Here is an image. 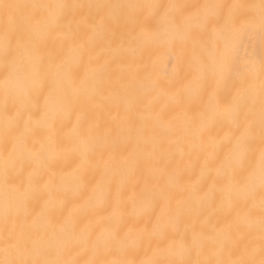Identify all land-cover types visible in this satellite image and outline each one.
Segmentation results:
<instances>
[{
  "label": "snow or ice",
  "instance_id": "snow-or-ice-1",
  "mask_svg": "<svg viewBox=\"0 0 264 264\" xmlns=\"http://www.w3.org/2000/svg\"><path fill=\"white\" fill-rule=\"evenodd\" d=\"M112 9L122 10L121 15L105 11ZM85 10H95L91 19L77 21V15ZM113 24L128 28L131 40L146 45L162 39L183 44L193 28L203 31L209 25L216 36L206 42L194 41L186 65L191 73L185 84L188 95L207 96L200 111L188 116L204 125L188 155L205 153L201 176L212 179L209 198L215 200L219 194L218 209L228 219L221 223L210 217L199 225L193 222L183 234L170 233L165 218L171 215L178 221L185 210L184 201L176 200L173 206L172 194L161 193L167 205L154 225L161 243L154 258L141 264H264V0L116 5L0 0V57L5 67L0 111L7 153L2 162L0 264H135L132 260L102 259L114 252L119 233L112 231L107 238L93 239L92 231L81 229L74 215L58 219L52 193L44 199V192L36 187L42 172L50 174L51 183L55 178L51 163L71 154L78 160L74 169L77 183L84 188L89 169L95 168L99 159L104 161L105 173L91 187L88 201L95 200L94 207L109 201L111 185L120 175L113 151L92 142V127L79 126L71 133L77 142L72 152L55 151V131L76 110L81 97L90 102L104 84L103 80L90 83L87 71L82 73L80 67H87L86 57L89 63L92 60L97 32L102 38L115 37ZM49 39L60 41L62 54L46 63L40 47ZM23 51L30 54L26 61L19 59ZM179 74L178 67L173 78ZM45 87L44 103L38 106L36 98ZM225 125L228 130L223 137L204 138V133ZM111 131L106 129L104 135ZM176 168L179 174V162ZM16 177H21L19 183ZM37 202H41L40 210L29 222ZM193 252L196 259H191ZM89 253L87 259H79Z\"/></svg>",
  "mask_w": 264,
  "mask_h": 264
},
{
  "label": "bare ground",
  "instance_id": "bare-ground-1",
  "mask_svg": "<svg viewBox=\"0 0 264 264\" xmlns=\"http://www.w3.org/2000/svg\"><path fill=\"white\" fill-rule=\"evenodd\" d=\"M14 2V0H4ZM42 2H77L84 4H130V3H167L168 0H42ZM178 3L201 4L211 0H176ZM230 2V0H224ZM95 10H92L94 13ZM113 16H120V9L105 10ZM92 13L87 10L76 17L77 21L91 19ZM151 23V22H149ZM73 27H76L74 22ZM80 29L83 32L84 25ZM114 38H102L97 32L92 46V60L87 57L81 64L80 71H87L89 82L103 80L101 89L92 94V100L81 97L77 101L76 110L58 124L55 131L57 148L55 151L71 153L76 147V141L71 133L77 126L93 128L92 142L111 150L115 157V166L120 169V175L111 185V195L107 204L93 205L88 201L90 190L105 173L103 160L97 159V166L89 169L85 187L80 188L74 171L78 160L74 155L67 159L56 160L50 167L55 178L49 183L50 174L42 172L36 187L44 192V199L50 191L57 206L56 215L60 220L74 215L81 229H90L93 239L107 238L112 231L119 233L120 239L114 242V252L102 259L132 260L141 264L154 258L157 246L161 243L154 231L162 210L167 201L161 193L172 194V205L176 200H183L185 210L177 221L174 216L166 217L168 231L176 235L183 234L193 222L204 223L210 217L221 223L228 219L222 210L218 209L219 194L212 200L209 198L212 179L201 176V163L205 153L188 155L191 142L201 136L204 125L192 122L188 116H195L207 100V96L192 97L185 90V84L191 78L186 70L190 51L194 41L206 42L215 39L208 29L201 31L193 28L191 35L183 44L173 45L166 40L153 44H144L129 38V29L113 24ZM218 35V34H217ZM62 54L59 40H47L40 47V55L47 63L51 57ZM29 52L20 53L19 59L26 61ZM183 57V63H179ZM74 59V57L70 58ZM180 74L175 79L177 68ZM259 65H256L258 71ZM5 67L0 57V81L3 80ZM238 82V76H237ZM258 85V81H257ZM47 87L37 96L36 102L43 105ZM179 99L180 103H176ZM187 113V115H186ZM5 126L2 111H0V201L4 190L3 129ZM98 126V127H97ZM111 129V135L105 136L106 129ZM228 130L227 125L216 127L210 133H204L206 139L212 135L217 139L223 137ZM212 150L209 146L208 151ZM177 162L180 172L177 174ZM135 169V174L133 173ZM27 171L24 179H26ZM213 173L212 175H214ZM19 183L21 177H16ZM145 182L147 191L145 192ZM47 186V187H46ZM227 195V193H226ZM41 202L33 205V216L39 212ZM259 204V196H256ZM21 219L23 215L21 214ZM258 221V217H257ZM106 230V231H105ZM91 247V241L88 244ZM91 253L79 257L87 259ZM193 252L191 259H196Z\"/></svg>",
  "mask_w": 264,
  "mask_h": 264
}]
</instances>
